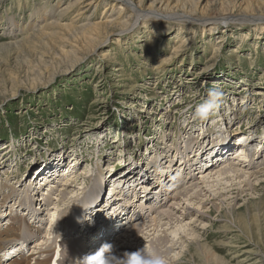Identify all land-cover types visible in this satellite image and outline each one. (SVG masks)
Listing matches in <instances>:
<instances>
[{
    "label": "rangeland",
    "instance_id": "obj_1",
    "mask_svg": "<svg viewBox=\"0 0 264 264\" xmlns=\"http://www.w3.org/2000/svg\"><path fill=\"white\" fill-rule=\"evenodd\" d=\"M133 1L142 11H154L152 15L156 18L131 27L134 16L112 0H0V191L3 194H11V190L7 191L10 185H16L18 180V187L21 178L26 180L29 172L45 163L52 152L64 149L78 160V166L90 170L78 171V178L71 177V171L65 176L66 180H62L64 176L56 177L54 186L61 185L60 189L65 190L63 185L69 181L68 186L72 185L66 187V193L76 191L71 196L77 195L79 201L84 199L85 203L80 207L86 206L98 194L99 188L86 198L83 189L87 193L91 188L95 190L96 171L102 166L100 161H106L105 166L112 162L110 167L114 166V171L111 175L114 176L128 168L134 159L132 155L138 150H143L146 162L157 161L158 154L165 156L166 146L176 145L182 141V136L186 137L184 142L190 136L192 139L204 137L194 136L195 128L189 130L188 124L185 125L188 120L192 121L191 125L201 127L207 122L205 136L212 137L210 130L216 139L226 136L223 127L234 125L226 137L231 144L246 134L261 144H251V149L259 145L264 150V144L259 140L264 134V0ZM199 11L203 13L193 14ZM243 13L262 21L249 22L245 15L238 19ZM182 14L193 17L187 22L180 17ZM226 15L233 17L219 19ZM208 16L216 18L217 24L204 27L197 21ZM206 20L203 23H210ZM11 22L18 27H11ZM209 88L221 89L225 93L224 104L226 100H236V105L230 104L231 110L216 113L203 125L199 120H193L192 113L203 102ZM219 118L220 121H216ZM119 129L124 134L130 129L139 131L133 137L132 146L126 143L122 147L123 162L120 163L115 162L116 145L106 140L112 134H118ZM160 137L167 145L159 141ZM12 141L14 145L4 151L8 152L5 156L2 155V146ZM98 141L102 143L99 146ZM184 142L179 145L183 147ZM227 149L223 148L221 152L226 154ZM193 150H189L191 156L197 157ZM236 152L234 147L228 154ZM218 157L222 158V155ZM180 160L175 157L170 169ZM261 160L262 157L256 161L254 158L255 168L251 172H262L257 175V187L241 196H237L241 193L238 187L222 186L217 184L218 181L214 182V178L210 180L215 186L211 189L201 184L209 197L199 200L212 199L217 208L207 202L200 206L203 208L200 212H205L203 219L192 220V211L183 219L182 225L191 223L187 227L193 238L182 233L184 244L179 241L176 252L170 255L171 262L203 264L193 253L195 242L201 240L228 264H264V214L255 219L246 215V211L255 205H264V160ZM119 176L111 180L113 185H119ZM193 176L200 181L197 169ZM107 187L110 185L104 188ZM23 188L12 194V206L23 195ZM228 190L233 192L225 194L222 200L223 196H220L224 194L219 193ZM39 194L43 199L44 196ZM50 198L51 206L55 207V199ZM72 200L69 198L65 205ZM185 200L181 198L176 217L183 214ZM163 202L165 205V200ZM227 205L232 207L234 215L243 213L242 220H235L237 227L227 228ZM168 207L163 206V209ZM15 209L13 214L19 215ZM64 209L68 207L60 205L57 208L58 212ZM161 214L155 216H159L155 221L160 224V230H157L168 229L167 234H170L174 225L161 226L168 222L167 216ZM68 215L70 219L71 211ZM49 216L43 217L46 223L50 222ZM26 222H30L29 218ZM137 225L144 224L139 222ZM56 230L58 232L57 226L54 232ZM63 230L66 229H61L62 233ZM130 235H125L124 242L133 238ZM44 236L43 233L41 239ZM169 236L175 242L174 237ZM144 240L139 241L144 242L140 248L150 249L149 238L146 239L148 242ZM52 244L50 240L45 247H52ZM46 254L41 258L45 259Z\"/></svg>",
    "mask_w": 264,
    "mask_h": 264
},
{
    "label": "bare ground",
    "instance_id": "obj_2",
    "mask_svg": "<svg viewBox=\"0 0 264 264\" xmlns=\"http://www.w3.org/2000/svg\"><path fill=\"white\" fill-rule=\"evenodd\" d=\"M114 1L116 4H119V6L121 8L124 9V11H126V13H129L130 15L134 16V24L131 26H136L138 24H142L147 22V19H151V18H156V16H153L152 14L154 13V11H142L139 6L135 3V1L133 0H112ZM202 14L203 12H194L193 14ZM150 14V15H148ZM247 16L249 19V22H256V21H262V19L257 18L256 16L252 15V14H245L243 13L242 15H240L238 17V19H242L243 16ZM180 17L184 18V19H190V15L187 14H182L180 15ZM227 19L228 18H232V15H226V16H220L219 19L221 18ZM222 18V19H223ZM206 19L210 20V23H203L208 21ZM187 20V22H188ZM196 20V19H195ZM197 21H199V23H202V26L204 27H209V25H215L217 24L218 20H216V18H212L210 16L208 17H204L201 19H198ZM233 21V20H231ZM11 27H16L17 24L15 22H11L10 23ZM228 24V23H227ZM207 25V26H206ZM18 27V26H17ZM203 27V28H204ZM127 31V30H125ZM260 95V93H258ZM234 102L236 103V100H232V101H227L226 100V105L223 104V106L220 108V110L217 112V114L221 113L222 110H231V105H234ZM241 103L243 104V101L241 100ZM231 104V105H230ZM194 113V111H193ZM192 113V114H193ZM161 114V110L158 112V115ZM194 120V119H193ZM216 121H220L219 119H216ZM201 124L204 125L205 121H200ZM140 125L142 124L141 122H139ZM197 123V122H196ZM188 124L187 126H189V130L195 128L194 130V136L195 135H202V139H200L198 136L197 138H199V140L197 141V138L194 137V139H192L193 136H190V138H188V141L184 142L185 138L180 141V144H182L184 142L183 147H181L178 143V145L180 147L177 146H172L169 145L168 147L166 146L168 152L167 154H165V156H163L162 159H160V161H154V163L159 164V166H164L163 168H161L163 170V174H167L169 173L170 176L167 177V183H170L171 185H169L168 189L167 186L165 184L166 183V178L164 180V184L163 187L161 189L160 195L156 196L153 195L152 199L149 198L148 196H146L144 193H142V189L144 188L143 185L147 184L150 181V176L152 174V172L147 171V167L149 166V161H147L146 159H143V157L145 156V154L143 153V150H138L136 154H133L132 157L133 162L130 163V165L128 166V168L123 169V171H120L119 173H116L119 176V178H117V180L119 182H122L121 185L119 183L118 186L113 185V180L114 178H116L118 175H111L114 171V166L110 167V164H106V161H100L99 164L101 163L102 166L99 167V169H97L96 171V180H95V185L93 187H95L94 189H90L89 193H87L86 191H84V196L85 198L88 197L90 195V193H93L94 191H96L98 188V194H96L90 201V203H92V200H94L96 203H99V201H101V197H105V193L108 191V189H113V192H108L107 195H115V202L114 205L106 202V199H102L100 206H95L94 209L92 208L91 211H89L87 209L86 206H82L80 207L82 204L81 203H85V200H78V196L76 195L75 197L73 196V193L76 194V191L74 192V190H72L71 193H66L67 188L66 187H71L72 184H70V186H68V182L63 185V187H65V190L60 189L62 188L61 185L59 187H55V183H57L56 177H63L62 180H66L67 177H65L66 175H68L70 173V171L72 172L71 177L74 176V178H78V171L80 172V170H90L89 167H82V166H78L79 162L75 157H70V155L68 154V152H65L67 150L64 149H59L58 152H52L51 155H49L48 160L45 163H41V166H38L36 168H33L29 174H28V178L26 180H24L23 178H21L20 183L17 187V183L19 182L17 180L16 185L11 186L10 185V189H8L7 191L11 190L12 193L9 195H5L3 194V192L0 193V207L1 209V213H0V249L3 247H6V244H12L15 241H18L20 244H25L27 243L29 240L34 239L35 240V247L33 248L34 251L37 250V253L35 254H30L29 256H31L32 258L35 257V255L37 254H45L47 253L48 255L50 253H55L56 249H59L58 246V242L61 238V240L63 239V237H70V239H67L65 241V245L63 246V249H61V256L63 257L62 259V263H58V264H70V259L71 257L74 255L75 257H77L78 255H80V248H76V247H80V245L83 242H87L88 240L91 241V243L93 241H95V243L98 241L97 239H94L93 233H97L98 230L96 229V227L93 226V222L97 220V218L100 215H104L106 207H116L115 203L120 202V198L117 196V189L118 190H127V193H133L131 195V198L134 197V194H136L138 196V200H145V202H143L144 207L145 206H149V208H144L142 207V205H138L136 207V209H134L132 215H136L135 213H137V215L135 216V220L134 217L130 218L129 221H127L128 219V212H126V217H118L120 218L118 223H121L119 226L120 228H124V226L129 225V227H127L122 234V236L120 235V237L118 238V240L122 241L119 242L118 240L113 241L114 245H118L117 246V250H119L118 252V256H121L125 251H130L133 250L135 251L136 249L140 248L141 245L144 244V242H139L142 240H146L149 238V243L150 244V249H156L159 250L161 247H164L166 249V251L168 253H174L176 252L175 250L178 248L177 244L182 243V245L184 244V242H182V238L181 235L182 233H188L185 234V236H191L190 239L193 238L192 236V232L191 230H188V224H191L190 222L185 225H182V223L184 222V218L186 216L190 215V212L192 211V214L194 213V215L192 216L193 218H191L192 220H196V218L198 220L203 219L205 217V212H200L203 208L200 207L202 205H204V203L207 202H211L213 204L214 207L217 208V204L214 203V200H205L204 202L202 200H199L200 197L202 199L209 197V195H207V192L204 188L202 187L201 184H203V186H207L209 189L215 187L214 184L212 185V183L217 182V184L219 183L222 186H229V188L232 187H238V191H240L241 193H238L237 196H241L242 194H244L245 192H249V191H253L255 189V187H257V175H259L260 173H262L261 171H256L255 173H251L254 168H255V164H254V158L255 161L259 160V157L264 160V155L261 156V154L264 152V150L262 151L259 145L256 146L255 145V149H251V151L249 153H247L245 156H241V154L243 153V149H238L239 153L238 156L239 158H236L238 156L235 155L232 156V158L230 157H224V153H222L221 151H223V148H218V140L216 139V137L214 138V134H211V131L208 130V132L211 134L212 137H208L205 136L206 132L204 130V127L207 124L204 125V127H201L199 124H192V121L188 120L185 125ZM239 123L235 124L238 125ZM137 127H140L139 125ZM136 127V128H137ZM234 125H231V127H223L222 131L225 133L226 136H220L222 138V144L224 145V147L227 145V147H230L232 144L230 143L229 139H226V137L228 138L230 135L229 129L234 128ZM263 131H264V125H263ZM139 132L138 130H136L135 132L133 131V129H130L128 131V133L124 134L120 129L118 130V134H112L110 138H106V140H110L111 143H114L115 147V151L116 154L114 155L116 157L115 162L117 161L118 163L123 162L122 159V147L127 143L130 144L132 146V142H133V137L134 135H136V133ZM203 133V134H201ZM99 136H101V134H99ZM119 136V137H118ZM263 136V137H262ZM262 136L260 137V141L262 144H264V142L262 141V139L264 138V134H262ZM98 137V136H97ZM161 138V137H160ZM159 141L161 143H164V145H167L166 142H164V140H162V138ZM211 138L212 141L210 140ZM102 139V138H101ZM120 139V141H119ZM192 139V142L191 140ZM196 139V140H195ZM232 139V138H231ZM100 143V141H98ZM106 142V141H105ZM104 142V143H105ZM188 142V143H187ZM221 142V141H220ZM242 142L244 143V146L249 147V145L251 144H256L259 143L258 140L256 141V139L253 137H251L250 135H241L239 136L237 142H234V147H237V145ZM102 143L98 144L101 145ZM196 145V151L193 154H198L201 153L200 158L199 156H191V152H189V150L194 149V146L192 145ZM5 145L7 147H5ZM2 147L4 148L2 150V155H6L8 152H4L5 150H8L9 147L12 145H14L13 141L9 142V144H5ZM261 145V144H260ZM130 146V147H131ZM192 146V149H190ZM112 147V148H114ZM148 148V147H147ZM259 148V149H257ZM2 148H0L1 151ZM217 149H220L219 151ZM114 150V149H113ZM166 150V149H165ZM112 151V150H111ZM110 151V152H111ZM114 151V152H115ZM164 151V150H163ZM72 152V151H71ZM109 152V153H110ZM119 153H121V156L119 155ZM219 153V154H217ZM163 154V153H161ZM259 154V155H258ZM136 155V156H134ZM222 158H219L218 156H221ZM100 156V155H99ZM98 156V157H99ZM114 157V158H115ZM177 157V160L179 161V159H182V161L180 160L179 166L176 169H170L171 168V163L174 161V158ZM102 158V157H101ZM226 158V159H223ZM105 159V158H104ZM103 160V158H102ZM224 160V162H223ZM261 160V161H263ZM205 162V165H200V162ZM161 162H164L163 164H161ZM51 164V166H50ZM98 164V165H99ZM197 165H199L197 167ZM210 165V166H208ZM186 168V169H185ZM170 169V170H169ZM199 170L200 173V181H197V177L193 176V171L195 170ZM5 169H3L4 171ZM202 170V172H201ZM2 171V172H3ZM39 171V175H37V172ZM177 171H179V173H177ZM186 172L185 177L181 176L180 174H182L183 172ZM172 172V175H171ZM174 172H176V174L174 175L175 178L173 177ZM4 173V172H3ZM210 173V174H208ZM213 173V174H212ZM2 175V174H1ZM37 175V176H35ZM108 176H112L111 178ZM166 177V175H165ZM214 178V182L210 181L211 179ZM82 179V177L80 178ZM99 180V183H97ZM162 179L159 178V181L161 182ZM11 181V180H10ZM22 181V182H21ZM187 181V182H186ZM186 182V184L184 185L183 183ZM13 183V182H12ZM222 183V184H221ZM131 184H134V187L131 188ZM57 185V184H56ZM110 185V187H107V190L105 191V193H101V190L103 187ZM151 185V184H150ZM188 185V186H187ZM58 186V185H57ZM186 186V187H185ZM22 187H24L22 189L25 190V194L30 196L31 198L34 199V203H38L37 208L35 206H33V204H30V202H28L29 204H22L24 207H26L28 209V211H30V213L32 214V217H34L33 214H37V216L39 217L38 220L35 222V225H30L28 224V227H22V222L21 224H19L20 220H25V217L28 216V214L26 216H18L16 213L13 215L12 213V201H10L12 194H14L16 189H21ZM44 187L47 188V190L44 191ZM245 188V190H243ZM60 189V190H59ZM81 190V188H79ZM28 190L29 193L28 194ZM171 190V192H170ZM225 190V188H224ZM223 190V191H224ZM234 190V189H233ZM47 191V193H46ZM209 191V190H208ZM219 193V194H224L221 195L220 197L223 196L224 200V196L225 194H230L233 191H226ZM5 192V190H4ZM21 192V190H20ZM82 192V193H83ZM170 192V193H169ZM212 192V191H211ZM9 192H7L8 194ZM41 193V196H44V198L40 199V197L38 196V194ZM87 193V194H86ZM101 193V194H100ZM58 194V195H56ZM72 194V196H71ZM217 194V193H216ZM106 195V196H107ZM51 197H53L56 201L55 207H52L51 205L53 203H51ZM56 196V197H55ZM70 196V197H69ZM161 196H163V200L162 202L165 200V204L168 203L169 201L171 202L170 205L169 203L167 204V207L169 205V207L164 210L158 209V213H160V216L162 215L161 213H164L168 218L167 219V224L161 225V226H167V225H171V223L174 225V229H172L170 231V234L174 237V241L169 239V235L167 234V230L165 231H159V223L156 224L155 221H157L156 219L159 218L158 217H153L152 220L150 222H148L147 224H144L143 226H138L136 223L137 220H141V216L138 214L140 211L142 212V209H147L148 212H150V216L153 215L155 213L156 208L159 206L160 203L162 202H154L155 200L153 199H158L161 198ZM50 198V199H49ZM69 198H73V202L65 205L68 202ZM128 198V197H126ZM181 198L186 199L185 203V210L181 209L183 214L180 215V217H176V214L178 212V206L180 205L179 202L181 200ZM188 198V199H187ZM237 198V197H235ZM59 199V200H58ZM198 200V201H197ZM238 201V199H236ZM14 201V200H13ZM16 201V200H15ZM78 202L77 205L74 204V202ZM93 201V202H94ZM112 201V200H110ZM121 201H127L125 199H121ZM235 201V200H234ZM235 201V202H237ZM58 202V205H57ZM106 202V203H105ZM154 202V205H153ZM234 202V203H235ZM106 205L105 208H103V205ZM121 203V202H120ZM81 204V205H80ZM211 204V205H212ZM63 205L65 207H68V209H64L61 210L60 212H58L57 208L58 206ZM75 205V206H74ZM164 205V204H163ZM234 205V204H233ZM196 206V208H195ZM156 207V208H155ZM192 207V209H191ZM155 208V209H154ZM228 209V214H229V218H228V222L226 221V224L228 225L227 228H230V226L235 225V220H242L243 219V213H236V215H234L233 209L232 207H230V205H227L226 207ZM43 209V210H40ZM138 210V211H137ZM17 211V210H15ZM43 211H46V214H43ZM69 211H71V213H73V216L71 218H73L74 216H76L74 219L69 221V227H65L62 222H65V217L66 215L69 213ZM79 215H77L78 213ZM29 213V214H30ZM53 213V214H50ZM110 214L108 218H111L113 213H107ZM121 216L124 215V213H121ZM156 214V213H155ZM163 214V216H164ZM191 214V215H192ZM264 214V205L263 204H259V205H255V207L248 209L246 211V215L251 217V218H256L259 217V215ZM44 215V216H43ZM50 215L49 216V220L52 224L46 223L43 219V217ZM37 216H35V220L37 218ZM29 217L31 218V215H29ZM70 218V219H71ZM163 219V218H162ZM161 219V220H162ZM160 220V219H159ZM193 221V222H194ZM161 222V221H159ZM192 222V223H193ZM198 222V221H195ZM92 223V225H90ZM154 223V225H153ZM258 223V222H257ZM202 224V223H201ZM46 225V234L44 237H40L39 234V230L41 229V227ZM58 228V232L57 235L55 236V232L54 229ZM205 227V226H204ZM203 227V228H204ZM237 227V226H236ZM34 229V230H33ZM61 229H66L65 231L63 230V233L61 232ZM68 229V232L66 233ZM159 229V230H157ZM49 230V231H48ZM123 230V229H121ZM179 230L181 232H179ZM189 232H186V231ZM24 231V233H23ZM62 233V235H60ZM118 234V233H117ZM126 234H131L129 237H133L131 240H128L127 242L125 241V235ZM156 234V235H155ZM152 237V238H151ZM183 237V236H182ZM41 239V240H40ZM156 239V240H155ZM177 239V240H176ZM52 240L53 244H54V248L51 249L50 247H45L47 245V243ZM144 240V241H145ZM70 241V242H69ZM195 241V240H194ZM103 242V240L101 241ZM106 242V241H105ZM117 242H119L118 244H116ZM124 242V243H123ZM146 242H148V240H146ZM124 244V245H123ZM196 246L193 247V253L194 255H196L198 258H200L201 263L203 264H228L224 258L218 256L215 251H213L212 249H210V246L208 244L203 243V241L199 240L195 242ZM72 245V246H70ZM123 245V246H121ZM126 245V246H125ZM147 245V246H148ZM67 247V250L65 249V247ZM130 246V248L128 247ZM134 246V247H133ZM146 246V245H145ZM45 247V249H44ZM133 247V248H132ZM149 247V246H148ZM229 247V245L227 246ZM230 248V247H229ZM30 249V247H29ZM39 250H43L38 252ZM115 250V252L117 251ZM9 251V250H8ZM7 251V252H8ZM33 251V252H34ZM246 253V252H244ZM20 255V254H18ZM17 255V256H18ZM48 255L46 257H48ZM3 257H5V254H3ZM176 257V256H175ZM173 259V258H171ZM170 259V264H175V262H171ZM246 261V260H245ZM48 259H43V260H39L37 259L33 264H51L48 263ZM0 264H30L27 262L26 258L24 256L19 257V259H16V257H13L12 259H10L7 262H2L0 260ZM77 264V263H75Z\"/></svg>",
    "mask_w": 264,
    "mask_h": 264
},
{
    "label": "clouds",
    "instance_id": "obj_3",
    "mask_svg": "<svg viewBox=\"0 0 264 264\" xmlns=\"http://www.w3.org/2000/svg\"><path fill=\"white\" fill-rule=\"evenodd\" d=\"M225 93L219 88H209L202 103L196 106L193 119L207 121L223 106ZM170 253L164 247L149 250L145 247L135 251L115 254V245L104 242L94 252L77 260V264H170Z\"/></svg>",
    "mask_w": 264,
    "mask_h": 264
},
{
    "label": "built area",
    "instance_id": "obj_4",
    "mask_svg": "<svg viewBox=\"0 0 264 264\" xmlns=\"http://www.w3.org/2000/svg\"><path fill=\"white\" fill-rule=\"evenodd\" d=\"M173 146V145H172Z\"/></svg>",
    "mask_w": 264,
    "mask_h": 264
}]
</instances>
